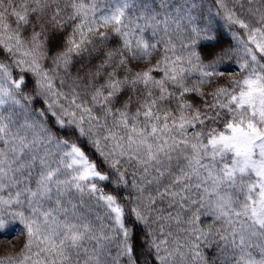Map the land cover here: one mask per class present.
<instances>
[{
  "label": "trees",
  "instance_id": "trees-1",
  "mask_svg": "<svg viewBox=\"0 0 264 264\" xmlns=\"http://www.w3.org/2000/svg\"><path fill=\"white\" fill-rule=\"evenodd\" d=\"M257 25L264 0H0V264H264L257 177L215 149L257 122Z\"/></svg>",
  "mask_w": 264,
  "mask_h": 264
},
{
  "label": "rangeland",
  "instance_id": "rangeland-1",
  "mask_svg": "<svg viewBox=\"0 0 264 264\" xmlns=\"http://www.w3.org/2000/svg\"><path fill=\"white\" fill-rule=\"evenodd\" d=\"M245 36V43L254 52L256 63L252 74L245 79V89L238 96L237 103L247 106L257 122L252 119L246 130L236 131L234 135L224 138L218 142L215 149L219 153H233L232 172L253 173L257 177L262 200L257 205L256 215L262 220L264 219V28L260 25L254 26L253 29H247ZM9 77L10 75L6 78ZM59 150L64 170L71 171L70 182L83 185L88 184L89 180H103L96 174L94 165L75 148L61 145ZM15 246L16 244L12 243H0V247L5 253L12 252Z\"/></svg>",
  "mask_w": 264,
  "mask_h": 264
}]
</instances>
